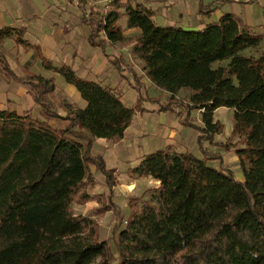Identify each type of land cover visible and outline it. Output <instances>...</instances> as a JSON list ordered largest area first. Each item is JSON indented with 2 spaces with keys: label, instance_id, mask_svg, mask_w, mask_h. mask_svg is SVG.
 <instances>
[{
  "label": "trees",
  "instance_id": "trees-1",
  "mask_svg": "<svg viewBox=\"0 0 264 264\" xmlns=\"http://www.w3.org/2000/svg\"><path fill=\"white\" fill-rule=\"evenodd\" d=\"M64 1L79 5L88 45L107 56L124 40L121 17L127 29H138L125 45L143 75L113 57L116 74L137 94L128 107L113 89L69 67L53 68L86 103L74 108L56 99L53 76L18 75L0 54L1 85H20L33 102L22 114L0 111V264H264V51L241 54L257 50L263 38L230 13L188 30L158 26L139 0H130L138 2L135 7L115 0L122 16H104L87 0ZM214 3L201 4L200 13L211 14ZM5 38H12L7 29L0 31ZM182 91L187 100L176 98ZM148 106L177 128L171 142L159 139L131 171L159 186L148 200L129 199L124 211L112 196L114 170L94 144L121 142L134 115L149 112ZM221 108L232 111L231 137L222 148L236 158L241 180L202 144L211 145L221 132L213 116ZM196 110L199 123L189 119ZM95 181L105 185L107 196L88 195ZM91 200L100 214H114L106 237L75 208Z\"/></svg>",
  "mask_w": 264,
  "mask_h": 264
},
{
  "label": "crops",
  "instance_id": "crops-1",
  "mask_svg": "<svg viewBox=\"0 0 264 264\" xmlns=\"http://www.w3.org/2000/svg\"><path fill=\"white\" fill-rule=\"evenodd\" d=\"M114 1L97 0L95 1V7L93 8L92 5L91 7L104 16L110 12H116L122 16L124 14L123 7H116L113 4ZM155 1L161 2V7L166 10H168V7H166L168 3L171 10H173L175 6H172L179 1L186 2V0ZM212 2H215L213 5L215 10L209 15L201 14L200 5L208 6ZM123 3L124 0H121L119 6H124ZM87 5L90 6L89 3ZM182 8V18L181 16L176 17L171 14L170 22L164 20L165 17L162 16L158 21V26L200 30L207 24L217 22L222 15L230 13L238 17L254 34L262 37L264 42V0H192L189 10H186L185 7ZM73 10H77L79 15L74 14ZM81 17L82 13L76 2L72 4L64 0H60V2L57 0H0V31L7 29L12 35V38L0 39V54L6 58L10 68L18 75L40 74L44 77L53 76L56 83V91L60 92L61 96L65 99V101H61L72 105L74 108H83L86 103L76 88L64 82L63 77L55 73L53 68L69 67L81 78L90 79L93 82L101 83L102 86L113 89L115 93L119 94L122 104L128 107L133 106L137 96L134 87L130 82H125V80L116 74L112 61L113 57L125 59L123 54L124 49H130L131 47V45L125 44L130 42L132 36H138L139 30L135 28L127 29L125 27L126 19L121 17L119 20L121 24L119 21L118 24L122 27L124 40L122 43L115 44V51H108L109 55L107 56L100 48H93L88 45V29L85 25L79 23ZM81 27L85 29L83 30V35L77 32V29ZM124 64L130 65L128 63ZM135 68L133 66L134 71ZM142 75L141 66L140 74H137V76ZM3 80L4 77L0 74V95L6 94V99L11 102H13L12 97L15 95H25L27 101L29 102L30 100L32 102L31 97L26 93L24 88L7 81L1 85ZM58 83L62 85L61 88H58ZM142 83L149 90L150 96L154 97L156 91L152 90L150 81L143 78ZM32 104L27 109H22L19 114L32 108ZM147 110L149 112L134 115L132 123L126 129L121 142L109 148H107L108 143L102 139L97 140L94 144L95 150L105 157L108 169L114 170L115 187L121 177L126 178L125 180L123 179L125 184L132 183L136 185L138 183L144 186L150 185L152 190L159 186L157 180L151 177H136L131 174V171L138 166L145 155L153 153L156 150L159 139L166 140L167 142H169V139H173L177 127L174 124L165 127L158 122L156 128H154V132L151 125L153 124L151 121L154 118V109L148 106ZM0 111L18 113V111L10 109V107H0ZM134 121H136V125ZM134 126H137L134 133V138H137L134 139L135 144L140 145L141 140L146 137L150 148L148 151H140L138 149L137 155L130 157V153L133 152L134 148H131L132 142L128 146V137L126 135ZM169 128L173 130V133L167 136L166 132ZM117 145L120 148L117 152L118 156L114 155L112 157V149ZM115 187L113 190H115ZM87 193L90 197H105L107 196V188L100 181H95L88 188ZM112 196L117 195L114 192ZM92 204L98 205L99 203L96 200H91L77 209H80L81 214L85 216L83 212L87 207H91Z\"/></svg>",
  "mask_w": 264,
  "mask_h": 264
},
{
  "label": "rangeland",
  "instance_id": "rangeland-1",
  "mask_svg": "<svg viewBox=\"0 0 264 264\" xmlns=\"http://www.w3.org/2000/svg\"><path fill=\"white\" fill-rule=\"evenodd\" d=\"M57 1L60 2V0H57ZM128 1L130 3V0H128ZM138 2L141 3L148 10H151L152 12H154L155 16H154L153 20H154V22H156L157 25H159L158 21L162 18V16L165 17L164 20H166V21H170L171 14L173 16H176V17L181 16V18H182L183 17V8L182 7H185L186 10H189L190 6L192 4V0H186V2H180L179 1L178 3H176L175 5L172 6V7H174V6L175 7L173 8V10H171L170 4L168 3V4H166V7H168V10H166L163 7H161V4H162L161 2H158L155 0H149V1L144 0V1H138ZM138 2H131L130 4H131V6L135 7ZM87 3H89L90 6L92 5L93 8L95 7L94 1L87 0ZM73 13L79 15V12L77 10H73ZM120 22L121 21H119V23ZM83 30H85V29H83L81 27V28L77 29V32L80 33V35H83V33H84ZM133 39H134V36H132V38H130V40H133ZM129 50H130L129 48L124 49L123 54L125 56V59H123L122 61H123V63L130 64L132 67L135 66L136 67L135 68L136 74H140L141 64L131 56V52ZM263 51H264V42L260 45V47L257 50H254V51L246 50V51L241 52V54L243 56H250V55L256 56L257 54H260ZM222 65L225 66L226 63H222ZM216 66L217 65H214L213 68H215ZM61 87H62V85H60V83H58V88H61ZM188 95H189L188 92L182 91L176 95V98L182 99V100H187ZM55 96H56V99H58L59 101H61V100L65 101L63 96H61L60 92L56 91ZM6 98H7L6 94L0 95V107H3V108L4 107H10V109H14V110L18 111V113H20V111L22 109H27L32 104V102L30 100H29V102L27 101V97L25 95H20V94L18 95L17 94L14 97H12V100L14 103L7 100ZM165 101H166V96L162 99V102H165ZM56 106L59 107V103ZM201 114H202L201 111H198V110L192 111L189 114V119L192 122L199 123L201 120ZM166 116L167 115H165L164 113L154 114V118L151 121V122H153V124L150 123L153 126L152 130L154 132H155L154 128H156V124H158V122L163 124L165 127H169V125H171V124L168 125L166 123V120H167ZM213 116H214V121H218L222 124V129H221V132L219 134H216L214 136L213 142L211 145H209L207 141H204L202 143L203 147L206 148V150L211 154H218L224 160L226 166H228L234 173H236L237 179L241 180L242 177L238 173V171H237L238 169L236 167V158L231 156L227 152H225V150L222 148V146L225 145L229 141V138L231 137L232 127H233L232 111L221 108V109L216 110L214 112ZM136 120L138 121V119H136ZM142 122H144V120H142ZM134 124L136 125V121H134ZM136 129H137V126L132 127L130 129L129 133L126 135V137H128V142H127V143H129L128 146H130L131 142H132L133 144H132L131 148H134L133 152L130 153V157H134L135 155H137L138 149H140V151H142V150L148 151V149L150 148V145L147 143L146 137H144L141 140L140 145L135 144L134 139H137V138H134V133L136 132ZM172 133H173V130L171 128H169L166 132L167 136L171 135ZM188 134H190V133H188ZM171 141H172V139H169V142H171ZM135 145H136V147H135ZM194 146H197V142H195V140H194ZM196 149H197V147H196ZM119 150H120L119 146L118 145L115 146L112 149V157H114V155L118 156L117 152ZM119 154H121V153H119ZM111 161H112V159H111ZM123 179L125 180L126 178L121 177L120 181L119 182L117 181V186L115 187V190H113V194L115 192V194L117 195V196H113V197H115V200H114L115 207L126 211L127 210L126 204H127V201L129 199L140 198L141 200L138 202V203H140L141 201L143 202V201L148 200L150 198V192L152 191V189L150 188V185L144 186V185H140L138 183H136V185H134L132 183L125 184V182H123ZM99 206H100L99 204L98 205L92 204L91 207H87L85 209L83 214L89 220L95 221L97 223L98 227L100 228L103 236L106 237L109 235V231L111 230V228L115 224V217H114V214L112 212L100 214L98 211ZM75 208L77 209L78 207H75ZM111 248H112V246H111ZM112 251L115 254V250L113 248H112Z\"/></svg>",
  "mask_w": 264,
  "mask_h": 264
},
{
  "label": "built area",
  "instance_id": "built-area-1",
  "mask_svg": "<svg viewBox=\"0 0 264 264\" xmlns=\"http://www.w3.org/2000/svg\"><path fill=\"white\" fill-rule=\"evenodd\" d=\"M124 1H126V0H124Z\"/></svg>",
  "mask_w": 264,
  "mask_h": 264
}]
</instances>
